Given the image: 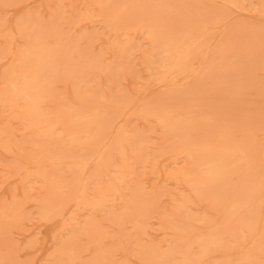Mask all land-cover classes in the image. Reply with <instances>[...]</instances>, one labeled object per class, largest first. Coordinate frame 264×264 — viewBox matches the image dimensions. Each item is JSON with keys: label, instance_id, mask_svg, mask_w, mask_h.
Listing matches in <instances>:
<instances>
[{"label": "rangeland", "instance_id": "1", "mask_svg": "<svg viewBox=\"0 0 264 264\" xmlns=\"http://www.w3.org/2000/svg\"><path fill=\"white\" fill-rule=\"evenodd\" d=\"M93 1L0 0V72L18 69L9 50L45 46L53 100L40 110L66 123L52 140L24 129L28 101L0 86V264H153L162 252L163 264H178L197 257L209 232L222 252L206 264H264V206L253 231L243 214L217 210L234 195L230 188L198 200L178 178L221 144V134L264 147L258 0H134L112 28ZM158 21L202 43L192 79L144 84L158 57L140 28ZM91 112L96 122L86 121ZM166 114L197 118L169 128ZM245 179L249 190L259 188L256 208L264 187L251 173Z\"/></svg>", "mask_w": 264, "mask_h": 264}, {"label": "bare ground", "instance_id": "2", "mask_svg": "<svg viewBox=\"0 0 264 264\" xmlns=\"http://www.w3.org/2000/svg\"><path fill=\"white\" fill-rule=\"evenodd\" d=\"M134 0H127L121 6H114L112 0H94L92 3L96 4L101 17V22L109 28L116 25L122 14L127 13L131 7L130 2ZM258 7L256 13L260 17H264V0L257 1ZM183 8V7H181ZM163 24L158 21L155 25L143 26L140 28L141 32L145 34L151 42V52L156 54L158 62L151 77L147 78L145 85L160 83H173L175 81H188L195 75V70L203 62L202 59L196 55V49L201 47L197 38L191 37L190 30L173 29L168 26L166 29ZM200 28L199 33L203 34L204 26ZM206 28L205 30H207ZM213 29V27H212ZM211 29V30H212ZM198 30V29H197ZM223 33V32H222ZM224 34H221V38ZM35 48H40L43 53L35 52ZM152 54V53H151ZM205 55L206 53H201ZM161 56V57H160ZM51 54L49 50L43 45H34L33 50H9L7 52L8 64H14L17 68H10V73L4 74L0 72V86L4 85L14 93L25 99L29 103L26 109V114L30 121L25 123L24 129L32 132H37L44 137L51 138L65 127L66 123L60 120L59 116H53L49 112H42L40 106L46 100L52 101L53 94L48 87V83L44 78L46 72L54 73V69L50 65ZM33 60L34 63H29ZM56 77V75H55ZM68 79V78H67ZM66 99V98H65ZM85 100L88 105H95L94 100L89 98H81ZM61 101V100H60ZM98 104H102L98 102ZM105 106H110L105 104ZM102 119L107 118L104 114ZM53 118V120H52ZM99 118L96 112H91L89 119L90 123L96 122L94 119ZM197 117L186 118L183 116H176L166 114L163 120L164 125L169 128H174L178 125L193 123ZM99 123V122H98ZM101 123V122H100ZM71 126V125H70ZM68 126V127H70ZM67 141L76 142V137L71 133L64 135ZM219 140L221 144L215 147H206L208 150L203 159L197 161L180 172L178 178L182 180L186 186L194 194L198 200L207 198L203 196L205 192H212L215 188L220 189L230 188L234 195L229 200L223 202L218 206L217 210L222 214L235 215L236 213L243 214L242 222H248L253 231H257L254 227L252 219L254 213H260L261 207L264 206V201L260 200L257 203V211L255 206V194L259 188L248 189L245 184L246 174L253 175L255 180L260 179V188L264 187V147L255 140H245L242 143H235L229 136L220 135ZM91 147V145H88ZM85 148V146H83ZM105 145L104 141L97 147L98 155L95 160H100L101 151ZM187 157L193 155V151H185ZM38 161V160H36ZM198 162V163H197ZM55 163V162H53ZM197 163V164H196ZM80 171L84 170V166L79 165ZM236 181L237 186H229L230 181ZM245 192L244 199H236L237 193ZM82 193V188L79 189ZM253 193V195H252ZM252 195V196H251ZM216 211L217 214L219 212ZM258 218L256 226L258 225ZM246 224V223H245ZM211 232L207 233L206 237H200L202 242L199 244L200 252L197 257L193 258L191 262H179L178 264H206L210 257L216 252H222V246L219 244L216 237ZM255 235V233H254ZM238 254L242 255L241 251ZM167 252L158 254L157 261L153 264H163V260L167 256ZM222 258V255L220 256Z\"/></svg>", "mask_w": 264, "mask_h": 264}]
</instances>
